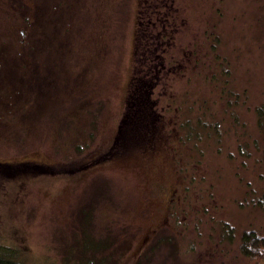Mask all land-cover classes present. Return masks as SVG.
<instances>
[{
	"label": "rangeland",
	"instance_id": "obj_1",
	"mask_svg": "<svg viewBox=\"0 0 264 264\" xmlns=\"http://www.w3.org/2000/svg\"><path fill=\"white\" fill-rule=\"evenodd\" d=\"M140 4L0 0V244L25 264H264L239 250L243 230L264 231V211L247 195L264 187L255 155L243 167L224 148L207 143L200 153L167 131L154 145L107 154L125 110ZM257 4L168 0L176 49L190 60L166 98L208 94L194 64L206 49L193 41L211 31L222 36L236 89L264 102ZM21 31L31 33L38 71L20 52Z\"/></svg>",
	"mask_w": 264,
	"mask_h": 264
},
{
	"label": "trees",
	"instance_id": "obj_2",
	"mask_svg": "<svg viewBox=\"0 0 264 264\" xmlns=\"http://www.w3.org/2000/svg\"><path fill=\"white\" fill-rule=\"evenodd\" d=\"M140 1L141 13L134 38V63L125 110L107 154L113 157L129 149L154 145L167 131V135L176 134L178 141L191 149L197 148L200 153L201 146L207 143L216 147L218 153L224 148L223 154L226 153L229 160L234 162L239 157L243 167H247L255 155L258 158L255 162L264 168V102H251L248 90L236 89L232 63L226 54H222V36L204 31L202 42L193 41L194 47L198 48L199 45L206 49L202 54L199 53L194 64L201 65L199 73L207 81L210 88L208 94L204 96L199 93L192 97L186 93L181 99L173 95L166 98L165 95L172 91L171 79L184 73L182 61L187 65L190 56L186 53L187 48L184 47L180 52L176 49L178 38L174 31L176 28H173L176 23L174 25L175 19L168 11V0ZM257 1L254 34L263 50L261 56L264 57V0ZM162 11V17L156 15ZM21 33L20 52L28 62L29 69L35 70L36 65L30 64L36 58L35 53L33 56L30 54L31 33ZM197 53L195 50L191 52L193 55ZM10 76L16 79L12 72ZM183 106H186L185 111ZM243 112L249 114L250 118L247 115L248 119H245ZM170 115L173 116L172 133L166 117L170 119ZM247 195L254 207L264 211V187L259 191L251 188ZM224 232L230 238L234 237L232 226H224ZM239 250L246 257H264V231L260 233L254 228L243 230L240 233ZM0 264L25 263L19 258L18 251L0 244Z\"/></svg>",
	"mask_w": 264,
	"mask_h": 264
}]
</instances>
